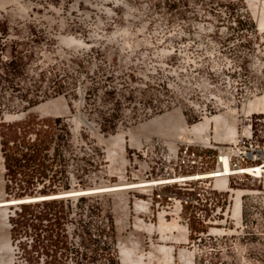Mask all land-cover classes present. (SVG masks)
<instances>
[{"label": "built area", "instance_id": "2783aa9c", "mask_svg": "<svg viewBox=\"0 0 264 264\" xmlns=\"http://www.w3.org/2000/svg\"><path fill=\"white\" fill-rule=\"evenodd\" d=\"M12 9L25 16L0 27V123L21 135L16 122H31L22 149L35 152L44 145L46 154L29 177L19 175L14 192L40 198L78 193L32 205L63 201L74 210L83 206L73 211L83 224L76 239L89 225L103 233L105 246L112 241V222L101 203L119 191H132L151 205L153 217L176 221L190 232L195 261H264V141L259 140L264 138V113L241 112L264 96V27L259 20L176 18L138 26L128 19V0H109L97 17H79L87 13L78 4L29 2ZM235 38L236 63L229 44L218 49L217 59L211 56L214 41ZM52 55L55 60H46ZM75 58L78 70L99 75L100 81L97 88L80 86L77 97L68 101L66 68ZM27 69L35 71L37 81L24 90L10 78ZM57 98L65 100L66 112L36 110ZM174 110L192 126L236 111L238 135L229 142L210 135L205 143L182 136L173 153L160 139L139 149L130 146L128 165L118 176L105 141L123 134L128 158V132ZM254 118L256 129L243 125ZM124 183L129 187L101 191ZM21 242L25 248L33 245L32 238L16 237V254ZM84 256L77 253L76 258Z\"/></svg>", "mask_w": 264, "mask_h": 264}, {"label": "rangeland", "instance_id": "374dc122", "mask_svg": "<svg viewBox=\"0 0 264 264\" xmlns=\"http://www.w3.org/2000/svg\"><path fill=\"white\" fill-rule=\"evenodd\" d=\"M1 1L3 5L7 4L3 6L0 3V19L4 21L0 22V27H4L5 24L13 19L25 16L13 10V7L27 5L29 2L38 4L65 3L67 6L78 4L87 13L79 17H97L102 11V6L107 5L109 0H20L18 2L15 0L12 2L11 0V3L8 0L9 4L4 0ZM263 4L264 0H128V19L138 26L176 18L208 17L217 20H241L244 18L253 21V19L258 20L262 17L260 10L263 11ZM254 5L258 8V10L256 9L258 11L256 13L254 12ZM64 17L69 19L67 14ZM228 44L232 45L229 57L233 63H236L239 59L238 41L236 38L229 42L222 40L214 41L210 47L211 56L217 59L218 49H223ZM55 59L56 57L53 55L46 58V60ZM76 61H79L78 58H75L73 63L69 62L66 68L67 90L69 93L66 99L68 101L69 98L77 97V90L80 86L83 87L91 83L95 87L100 81L99 75H88L78 70L76 68ZM19 65L23 66L18 62L17 66ZM35 79L36 73L31 69H27L25 72L18 71L10 78L14 84L23 85L24 90H27ZM16 124L21 126L23 131L21 135L17 133V129L13 126L7 127L6 123H0V145L5 165V171L2 175L4 181L11 179L13 182L12 184L4 183L6 199L24 197V194L15 193L12 189L15 187L16 180L19 179V175L24 178L29 177L32 166L41 164L46 155L44 153V145L37 146L35 152H26L22 149L27 144L28 134L32 129L31 122L17 121ZM189 124L191 126L194 123L189 122ZM250 124L253 125V129L257 128L255 118L251 122H244L243 125L247 126ZM259 140L264 141V138L259 137ZM10 143H13V145ZM40 168L41 165L37 171ZM82 208L83 206L80 205L77 207V210H74L70 204H66L63 201L43 205L11 207L9 211L8 233L13 250V264H40L42 257L45 259V264H72L70 258H73L76 264H119L113 252L114 241L106 242L105 246H103V233L98 234L93 226L88 225L89 227L87 226L83 231L81 230L82 232L79 234L80 238L76 239L78 229L83 224L77 216H73V211H77L78 213ZM21 228L27 233L23 234V237L32 238L33 245L29 249L25 248L24 243H28L27 241L21 242V250L16 254L14 250L15 239L20 232L23 233ZM71 233L73 234L72 240L70 239ZM68 241L71 243V249H66ZM77 253H83L85 255L84 259L76 258ZM113 253L114 255H112ZM86 257L88 258L86 259ZM143 262L145 264L148 263V261ZM2 264L6 263L2 262ZM173 264H182V261L175 260ZM195 264H264V261H195Z\"/></svg>", "mask_w": 264, "mask_h": 264}, {"label": "bare ground", "instance_id": "6f19581e", "mask_svg": "<svg viewBox=\"0 0 264 264\" xmlns=\"http://www.w3.org/2000/svg\"><path fill=\"white\" fill-rule=\"evenodd\" d=\"M4 1H8V0H4ZM15 1H20V0H15ZM13 2V0H12ZM0 3H2V1L0 0ZM5 3V2H4ZM9 4V2H7ZM11 3V0H10ZM6 4V3H5ZM4 4V5H5ZM3 5V3H2ZM3 5V6H4ZM7 5V4H6ZM1 6V4H0ZM261 6V5H260ZM264 6V4L262 5ZM259 7V6H258ZM254 12H258L256 11V9L258 10V8L255 7L254 5ZM262 10H260V12L262 13V17H260L259 23L261 27H264V8L262 7ZM260 13V14H261ZM258 14V13H257ZM260 16V15H259ZM258 16V17H259ZM66 43H72L71 40H65ZM66 102L64 99L62 98H57L54 100H51V102H47L44 103L42 105H40L36 110L42 114H59V113H64L66 112ZM243 113H253V112H257V113H264V96L258 97L255 100H253L252 102H250L248 104V106L246 108H244ZM17 118H20V116H18ZM7 119H14V117H10L8 116ZM238 115L236 113V111H230V112H225V113H220L218 115H215L213 117L207 118L204 121L193 125V126H188L187 123L185 122L184 118H183V114L180 110L177 111H172L168 114H164V116H159L156 117L152 120H150V122H146L144 124H141L135 128H133L132 130H130L128 132V138L130 139V145L136 146V147H140L142 140H146L149 141L151 136H161L164 137V141H166V145L168 146V148L172 149L173 151L175 150V144L174 142L177 141V139L179 137H186L187 140L191 141V140H196L198 142L201 143H205L206 140L209 138V136H213V138L216 141L219 142H229V141H234L238 135ZM152 139V138H151ZM166 139V140H165ZM124 137L123 134L120 135H116L111 137L110 139L106 140V145L108 147V160L111 162L110 166L113 165L114 169L113 171L118 174V176L122 177V175L125 172V167L127 166V158L125 157V144H124ZM1 148V145H0ZM4 157L2 155V152L0 150V264H2V262L6 263V264H13L12 262V254H13V250L12 247L10 245V237H9V233H8V227H9V211L11 209V207H17L19 205H32V204H38L40 203V201H55V200H59L62 199L66 196H73V195H77L78 193H75L74 191H70L68 192V195H63L60 193L55 194V196L53 197H49V198H40V196H36V197H31V196H27V197H18V198H11V199H6L5 198V187H4V179H3V175L2 173L5 171V166H4ZM130 185L129 183H124L122 185H109L107 186L106 190H101V191H113V190H119V189H123L122 186H128ZM221 185L224 186L225 182L221 181ZM129 187V186H128ZM127 192V191H126ZM125 191H119L117 192L115 195L118 197L120 201V205L123 206L124 211L121 212V214H124V218L128 224V222H130L128 220L129 217V213L131 210H129L128 212V198L129 196L127 195ZM116 197V199H117ZM138 202V201H137ZM140 204H136L134 210H136V212L141 213L144 212V209H147L148 206H146V202L144 204H142L143 202L139 201ZM123 204V205H122ZM148 204V203H147ZM149 205V204H148ZM120 207V206H119ZM149 208V207H148ZM122 209V208H120ZM143 210V211H142ZM140 211V212H139ZM150 213V210H146V212ZM119 212V213H120ZM152 212V211H151ZM147 213V214H149ZM121 214H119V216H121ZM136 214V213H135ZM133 216V215H132ZM136 216V215H135ZM134 216V217H135ZM123 218V216H121ZM120 217V218H121ZM119 218V217H117ZM123 218V219H124ZM142 217H135L133 220V224H134V228H135V236L132 235V233L128 236V240L126 238L128 245L129 244H137L138 240L141 238L140 237V233L142 231L144 232H148L151 233V235L154 233V231H158L159 234H161L162 236V241H169L171 238L175 237V239L179 240V242L182 241L183 242H187V234H186V230L184 227H182L181 225H179L176 221H172L170 223H166L163 219L159 218V222L157 223L156 226H152V225H148L146 224L142 219ZM131 219V218H130ZM133 219V217H132ZM120 221V219H119ZM122 220H121V224H122ZM123 223V224H126ZM131 223V224H132ZM122 224V225H123ZM132 224V226H133ZM125 226V225H123ZM127 227V226H126ZM171 230H177L178 232V236L176 238V236H172V232ZM134 232V229H133ZM153 232V233H152ZM166 232H170L171 234V238L169 239V237H166ZM134 234V233H133ZM165 235V236H163ZM123 238V237H122ZM125 239V238H124ZM173 240V239H172ZM171 240V241H172ZM175 240V242H177ZM122 239H120V243L124 244L125 242H121ZM140 241V240H139ZM174 241V240H173ZM143 242V241H142ZM140 242V243H142ZM139 246V244H138ZM164 246V245H163ZM163 246H157V245H152L150 247V250L147 252L148 255L150 256V261L148 262V264H153L159 256V260L158 261H163L162 264H173L175 257H174V252L172 248H168V247H163ZM124 247V248H123ZM121 248V247H120ZM123 248V249H122ZM121 253H123L122 256H124V258L122 259L123 264H142V257H144L145 253H142L140 251V255L137 254V251L134 249V247L132 246L131 248L125 247L122 245ZM128 248V249H126ZM141 248V247H140ZM142 249V248H141ZM135 250V251H134ZM136 252V253H134ZM191 253V252H190ZM189 252H187L186 250H182L179 251V261H182V264H194V261L192 260V256ZM155 257H157L155 259ZM141 259V260H140ZM142 261V263H141ZM157 264V263H155ZM160 264V263H159Z\"/></svg>", "mask_w": 264, "mask_h": 264}, {"label": "crops", "instance_id": "0c3cea01", "mask_svg": "<svg viewBox=\"0 0 264 264\" xmlns=\"http://www.w3.org/2000/svg\"><path fill=\"white\" fill-rule=\"evenodd\" d=\"M159 117V116H158ZM156 118V117H155ZM154 119V118H153ZM152 120V119H151ZM148 122H150V121H148ZM186 122V121H185ZM187 123V125L188 126H190L189 124H188V122H186ZM192 126V125H191ZM129 137V136H128ZM152 138V139H151ZM164 137H162L161 138V136H158L157 137V135L155 136H151L150 137V140L149 141H146V140H142V143H141V146L140 147H142L143 145H145V144H147V143H150V142H152V141H154V140H156V139H160V140H162L164 143L166 142V141H164V139H163ZM130 139L128 138V159H129V152H130V146L132 147V148H137V149H139L140 147H136V146H133V145H130L131 143H130V141H129ZM166 140V139H165ZM178 140V139H177ZM176 142L177 141H175L174 142V144H176ZM165 145H166V143H165ZM168 145V144H167ZM166 145V147H167V151L169 152V153H173L174 151L170 148H168V146ZM125 157L127 158V155H125ZM145 162L146 163H148L149 161L148 160H145ZM127 167V166H126ZM126 167H125V169H126ZM126 192V191H125ZM127 193V195L129 196V198H128V203H127V205H128V212H129V210H131L130 211V215H129V217H128V220L130 221V222H128V224H130V225H127V223H126V221H124L125 220V218H124V214L122 213L121 214V212H123L124 211V207L123 206H121L120 204V201H117V200H119L118 199V197L115 195V194H113V195H110V196H108V197H105L104 199H103V201H102V206H104L107 210H108V213L110 214V216H111V222H112V224H111V226H112V231H111V237H112V240L114 241V244H113V250H114V253H115V258H116V260L117 261H119V264H123V258H124V256H122L123 255V253H121V251H123V250H121V248H122V245L124 246V244H125V247H128V248H131L132 246L134 247V249L137 251V254L138 255H140L141 253H140V251L142 252V253H145L144 254V257L142 258V260L143 261H148L149 262V260H150V258H149V256H148V251L150 250V247L152 246V245H157V246H165V247H170V248H172L173 249V252H174V257H175V260L176 261H179V258H178V255H179V251H182V250H186L187 252H191L192 253V251H191V248L189 247V244H190V241H191V234H190V232L188 231V230H186V234L188 235L187 237V242H183L182 241V243H181V241L179 242V240L177 239H175V237H173V238H171V234H172V236H176V238H177V236H178V232H177V230L175 231V230H171V234H170V232H166V237L168 238L169 237V241H162V235L161 234H159L158 233V231L156 232V231H154V233L151 235V233H148V232H144V231H142L141 233H140V241L138 240V243L135 245V244H129L128 245V243H127V241H124V240H126V238H127V240H128V237H130L131 235V233H132V235H134L135 236V228H134V222H133V220H134V218L137 216V217H142L141 219L146 223V224H148V223H150V224H148V225H152V226H156L157 225V223L159 222L158 220H159V218H156V217H153V209H152V207H151V205L149 204H147V203H145V201H142V200H140V198H137L138 197V194L137 193H135V192H126ZM116 197H117V199H116ZM138 201V202H137ZM139 201H141V202H143L142 204H146V206H148L147 207V209H144L145 211L146 210H150V213L147 211L146 213H145V211L144 212H141V213H138V212H136V210H134V209H136L135 208V205L136 204H140V202ZM123 205V204H122ZM120 206V207H119ZM120 208H122V209H120ZM121 211V212H120ZM143 211V210H142ZM152 211V212H151ZM120 212V213H119ZM140 212V211H139ZM136 213V214H135ZM147 213H149V214H147ZM119 214H121V216H123V218L121 217V216H119ZM133 215V216H132ZM136 215V216H135ZM135 216V217H134ZM117 217H119V218H117ZM121 217V218H120ZM132 217H133V219H132ZM131 218V219H130ZM119 219H120V221H119ZM121 220L123 221L122 222V224L123 223H126V224H123V225H125V226H123L122 224H121ZM133 223H132V222ZM165 221V220H164ZM166 223H170V222H168V221H165ZM172 222V221H171ZM133 224V226H132V224ZM127 226V227H126ZM133 229H134V232H133ZM134 233V234H133ZM137 234V233H136ZM128 235H130V236H128ZM165 235H163V236H165ZM123 237V238H122ZM125 238V239H124ZM120 239H122V241L123 242H125L124 244L122 243H120ZM174 241H173V240ZM172 240V241H171ZM175 240L177 241V242H175ZM121 241V242H122ZM143 241V242H142ZM155 241H156V243H155ZM140 242H142V243H140ZM138 244H139V246H138ZM163 246V247H164ZM121 247V248H120ZM142 249H141V248ZM124 248V247H123ZM122 248V249H123ZM128 248H126V249H128ZM131 249H133V248H131ZM134 250V251H135ZM134 253H136V252H134ZM190 253V254H191ZM193 254V253H192ZM191 254V255H192ZM158 257V258H157ZM157 257H155V259L156 260H159L160 258H159V256L157 255ZM192 260L194 261V264H195V259H194V256H192ZM153 261L154 263L153 264H155V263H157V264H162V262L163 261ZM174 260V261H175ZM143 264H145L144 262H143ZM148 264V263H147Z\"/></svg>", "mask_w": 264, "mask_h": 264}, {"label": "flooded vegetation", "instance_id": "af4514ba", "mask_svg": "<svg viewBox=\"0 0 264 264\" xmlns=\"http://www.w3.org/2000/svg\"><path fill=\"white\" fill-rule=\"evenodd\" d=\"M21 231H23V228H21ZM23 234H27L25 231H23V233L22 232H20L19 234H18V236H20V235H22L23 236Z\"/></svg>", "mask_w": 264, "mask_h": 264}]
</instances>
